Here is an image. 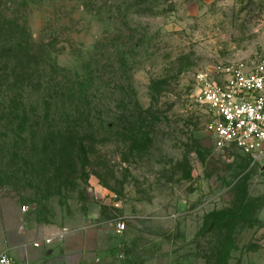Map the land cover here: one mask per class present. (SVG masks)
Returning <instances> with one entry per match:
<instances>
[{"label": "rangeland", "instance_id": "rangeland-1", "mask_svg": "<svg viewBox=\"0 0 264 264\" xmlns=\"http://www.w3.org/2000/svg\"><path fill=\"white\" fill-rule=\"evenodd\" d=\"M261 55L264 0H0V254L43 223L97 264H264V170L216 144L196 83Z\"/></svg>", "mask_w": 264, "mask_h": 264}, {"label": "built area", "instance_id": "built-area-1", "mask_svg": "<svg viewBox=\"0 0 264 264\" xmlns=\"http://www.w3.org/2000/svg\"><path fill=\"white\" fill-rule=\"evenodd\" d=\"M198 101L210 119L206 130L223 149L234 148L264 170V55L251 62L215 65L198 72ZM122 233L125 222L116 224ZM0 264H16L8 252Z\"/></svg>", "mask_w": 264, "mask_h": 264}, {"label": "crops", "instance_id": "crops-1", "mask_svg": "<svg viewBox=\"0 0 264 264\" xmlns=\"http://www.w3.org/2000/svg\"><path fill=\"white\" fill-rule=\"evenodd\" d=\"M91 219L96 220V216ZM46 226L34 223L6 231L2 252L10 253L16 264H97L101 261V249L87 244L78 249L70 244L67 234H58ZM94 226L93 222H89L85 233Z\"/></svg>", "mask_w": 264, "mask_h": 264}, {"label": "trees", "instance_id": "trees-1", "mask_svg": "<svg viewBox=\"0 0 264 264\" xmlns=\"http://www.w3.org/2000/svg\"><path fill=\"white\" fill-rule=\"evenodd\" d=\"M30 43V42H29ZM26 43L25 44H12L10 46V50H12L13 52H18L21 54V59L26 58L27 56H29V54L33 51V47L31 46V44ZM20 55H17V57H19ZM22 59V60H23ZM24 61V60H23ZM19 62H21V60L19 59ZM32 75L29 74H25L23 72H16V70L13 71V73H9L7 75V95L4 96V101H7V103H10L12 101V97H13V87L14 85H17L18 83H24L25 81H27L26 86L28 85L29 81L31 80ZM8 81L10 82V84H8ZM34 81V79H33ZM42 85V83H41ZM2 95H4V93H0V96L2 97ZM57 133L59 134V136L62 138L63 136L67 135V136H73L71 140L78 138L79 134L81 132H77V131H72L69 130L68 128H60L59 131H57ZM64 139V138H63ZM77 141V140H76ZM79 143V144H78ZM76 145L74 143V148L73 146H71L72 150H73V154L76 158H81V159H86V160H90L92 158V154L89 151L85 152V148H86V144H85V139L81 138L79 140ZM54 168H53V173L54 171H57V175L56 178L57 180H60L62 178V172H60V168H58L57 162L53 161L52 162ZM50 171V170H49ZM100 176V174H98ZM101 177V176H100Z\"/></svg>", "mask_w": 264, "mask_h": 264}]
</instances>
